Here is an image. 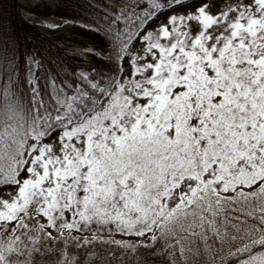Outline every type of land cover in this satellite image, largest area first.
Here are the masks:
<instances>
[{
    "label": "snow or ice",
    "instance_id": "1",
    "mask_svg": "<svg viewBox=\"0 0 264 264\" xmlns=\"http://www.w3.org/2000/svg\"><path fill=\"white\" fill-rule=\"evenodd\" d=\"M78 7L71 71L0 23V264H264V0Z\"/></svg>",
    "mask_w": 264,
    "mask_h": 264
},
{
    "label": "trees",
    "instance_id": "2",
    "mask_svg": "<svg viewBox=\"0 0 264 264\" xmlns=\"http://www.w3.org/2000/svg\"><path fill=\"white\" fill-rule=\"evenodd\" d=\"M50 1L52 6L39 4L30 7L20 0H0V23H6L14 31L22 51L35 49L45 58L48 67H53V62H62L71 71L85 57L94 59L91 54L82 53L81 50L92 46L97 38L95 33L74 23H69L74 26L71 31L50 34L43 31L39 23L24 18L23 12L39 21L51 18L62 21L61 18L70 21L82 19V10L78 7L81 0Z\"/></svg>",
    "mask_w": 264,
    "mask_h": 264
},
{
    "label": "rangeland",
    "instance_id": "3",
    "mask_svg": "<svg viewBox=\"0 0 264 264\" xmlns=\"http://www.w3.org/2000/svg\"><path fill=\"white\" fill-rule=\"evenodd\" d=\"M21 2L26 6H35L38 4H45V5H49V6L51 5L52 6V2L49 0H21ZM24 17L26 19H28L29 21L31 20V21H35L36 23H39L42 26L43 31L50 33V34H56V33H60V32H68L74 28V26L72 24H69V23L65 24L62 20H56L54 18L39 21L37 19H34L33 17H31L28 14H24ZM49 22L58 25V27L55 29H49L47 27V23H49Z\"/></svg>",
    "mask_w": 264,
    "mask_h": 264
}]
</instances>
